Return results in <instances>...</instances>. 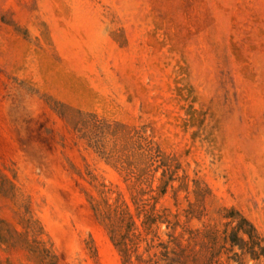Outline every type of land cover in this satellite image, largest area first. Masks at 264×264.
Masks as SVG:
<instances>
[{
  "label": "rangeland",
  "instance_id": "rangeland-1",
  "mask_svg": "<svg viewBox=\"0 0 264 264\" xmlns=\"http://www.w3.org/2000/svg\"><path fill=\"white\" fill-rule=\"evenodd\" d=\"M84 113L207 187L199 218L160 199L182 225L233 208L264 236V0H0V264H123L89 197L127 189Z\"/></svg>",
  "mask_w": 264,
  "mask_h": 264
},
{
  "label": "trees",
  "instance_id": "trees-1",
  "mask_svg": "<svg viewBox=\"0 0 264 264\" xmlns=\"http://www.w3.org/2000/svg\"><path fill=\"white\" fill-rule=\"evenodd\" d=\"M83 115L90 119L87 134L99 137L105 160L119 169L127 189L126 196L111 198V189L99 183L97 197H89L123 264L133 259L138 264H221L223 257L234 264H264V236L240 211L225 208L221 227L203 223L191 230L182 225L178 213L161 207L160 199L170 191L175 203L180 191L191 193L194 201L184 215L199 218L208 189L197 179L189 185L187 174H179L177 159L166 154L143 127L102 121L93 113ZM10 234L20 233L10 229ZM0 242H8L1 228Z\"/></svg>",
  "mask_w": 264,
  "mask_h": 264
}]
</instances>
